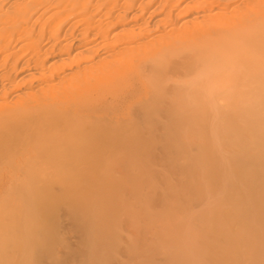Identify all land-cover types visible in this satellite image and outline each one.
Returning a JSON list of instances; mask_svg holds the SVG:
<instances>
[{"label": "bare ground", "instance_id": "6f19581e", "mask_svg": "<svg viewBox=\"0 0 264 264\" xmlns=\"http://www.w3.org/2000/svg\"><path fill=\"white\" fill-rule=\"evenodd\" d=\"M0 264H264V0H0Z\"/></svg>", "mask_w": 264, "mask_h": 264}, {"label": "rangeland", "instance_id": "374dc122", "mask_svg": "<svg viewBox=\"0 0 264 264\" xmlns=\"http://www.w3.org/2000/svg\"><path fill=\"white\" fill-rule=\"evenodd\" d=\"M113 85V84H112ZM102 86H104V88H108L109 85L107 83H102ZM134 89H129V90H118L117 94L112 96L111 94H107L105 96V99L100 102L97 103L94 107L96 109L95 112L97 114H105V112H112L114 114V116L116 118L122 117V118H133L138 116L139 114V110H138V104H135L133 102V97H134ZM105 134H108L107 132L104 131V134H99L94 135L92 139H96V141L94 143H92L87 150L90 154H94L95 157L100 156V155H108L109 154V150L107 148V150H105V146H109L111 148L114 147H118L121 145V143L119 141H117L116 139H111L109 143L104 144L102 143V141L104 140V137L106 139ZM120 151H122L121 149H119ZM130 153H121L120 159H122L123 157H128ZM96 165V158L92 159L91 162L88 161L86 164L83 165V171H79V172H83L85 173V171H87L88 169H90L92 166ZM73 185V184H71Z\"/></svg>", "mask_w": 264, "mask_h": 264}]
</instances>
